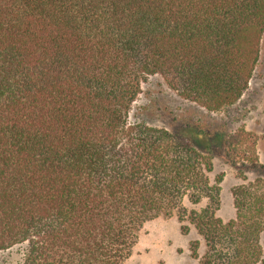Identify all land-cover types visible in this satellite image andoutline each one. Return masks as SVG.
<instances>
[{
  "label": "trees",
  "instance_id": "trees-1",
  "mask_svg": "<svg viewBox=\"0 0 264 264\" xmlns=\"http://www.w3.org/2000/svg\"><path fill=\"white\" fill-rule=\"evenodd\" d=\"M263 32L264 0H0V252L122 264L145 222L176 215L197 264L260 262L264 185L223 223L210 144L130 113L151 76L207 112L234 105Z\"/></svg>",
  "mask_w": 264,
  "mask_h": 264
},
{
  "label": "rangeland",
  "instance_id": "rangeland-1",
  "mask_svg": "<svg viewBox=\"0 0 264 264\" xmlns=\"http://www.w3.org/2000/svg\"><path fill=\"white\" fill-rule=\"evenodd\" d=\"M258 55L246 91L232 106L207 112L180 99L159 76H151L141 85V94L130 113L131 122L166 128L188 139L196 138L203 146L210 144L213 169L208 178L219 188L220 205L216 217L223 223L235 217L234 194L239 188L248 187L257 192L264 185V32ZM226 142L235 143L232 152L236 149L237 153L254 154L262 169L241 166L242 156L232 154ZM205 202L191 206L184 201L183 206L187 210H199ZM185 226L187 232L182 231ZM260 237L264 247V231ZM195 240L198 237L187 221L179 222L176 215L159 217L141 226L130 254L122 264H197L190 255V243ZM23 251L22 246L1 251L0 264H21ZM203 252L204 245L200 243L199 256ZM257 264H264V250Z\"/></svg>",
  "mask_w": 264,
  "mask_h": 264
}]
</instances>
